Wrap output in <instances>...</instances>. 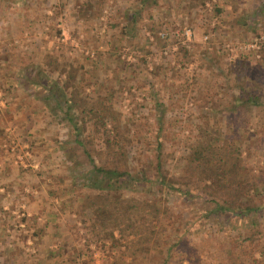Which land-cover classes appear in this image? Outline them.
<instances>
[{
    "label": "rangeland",
    "instance_id": "374dc122",
    "mask_svg": "<svg viewBox=\"0 0 264 264\" xmlns=\"http://www.w3.org/2000/svg\"><path fill=\"white\" fill-rule=\"evenodd\" d=\"M86 1L0 0V59L10 51L17 58L15 90L28 89L25 76L41 81L29 90L34 89L35 106L44 107L33 114L39 128L29 135L32 152L24 153L28 135L17 130L11 136L5 128L0 143V156L7 158L0 161V264H218L235 243L226 238L236 219L211 215L200 197L183 198L157 183L152 187L150 180L122 192L161 199L158 242L123 255L120 246L87 232L91 212L81 204L106 185L93 169L99 161L91 147L102 148L101 136L87 125L79 136L83 145L74 141L64 95L57 102L42 97L56 74L41 61L49 52L72 64L87 98L113 91L117 124L106 128L118 131V151L127 154L121 164L134 179L152 176L158 141L168 155V172L178 175L181 153L199 122L207 121L208 108L223 126L224 142L236 143L242 164L260 176L264 114L254 106L234 113L232 101L250 94L264 101V0H150L142 10L136 0H89L100 16L84 21L76 14ZM237 61L245 62L244 91L228 71ZM60 84L54 88L61 90ZM236 250L243 264L252 255L261 264L264 240Z\"/></svg>",
    "mask_w": 264,
    "mask_h": 264
},
{
    "label": "trees",
    "instance_id": "16d2710c",
    "mask_svg": "<svg viewBox=\"0 0 264 264\" xmlns=\"http://www.w3.org/2000/svg\"><path fill=\"white\" fill-rule=\"evenodd\" d=\"M136 1L140 4L139 10H142L150 0ZM76 15L84 21L93 20L100 16V10L93 2L87 0L79 6ZM41 63L49 74L52 72L56 74V80L46 88L42 97L45 101L57 102L64 95V115L73 126L74 141L82 144L79 136L86 130L87 125L91 127L93 133H100L101 136L102 148L95 150L91 147L99 161L98 166L93 164V169L99 174L98 181H106V185L98 187L96 198H87L81 204L83 208L88 207L91 212L87 232L93 235L96 241L101 243L108 241L110 246H120L123 255L146 250L148 245L158 242V233L162 228L158 225L157 219L165 211L161 212L159 209L161 199L156 201L148 197L147 200H140L132 194L122 192L131 189V185L150 180L152 187L157 183L183 198L200 197L210 206L211 215L226 216V220L234 217L238 226L229 223V230L232 231L226 239L230 238V241L235 243H231L232 246L225 249V256L218 257L217 263L243 264L236 249L241 252L244 244L255 245L261 239L264 240V173L260 176L254 175L242 164L241 149L236 143L227 145L224 142L223 126L214 119V111L208 108L209 112H204L203 117L208 119L205 123L199 122L193 142L181 153L183 164L178 175L168 172V155L164 154L163 142L158 141L155 146L152 176L134 179L129 173L128 166L121 164L127 163V154L118 151L121 148L118 131L106 128L110 122L117 124L115 109L111 104L113 91L105 90L94 99L87 98L79 85L80 80L75 79L76 71L72 64L62 62L49 52L42 57ZM244 67V61H237L228 68V71L233 73L232 84L237 85L241 91H244ZM60 75H64L65 78L61 80ZM23 80L26 86L28 83L41 87V81L34 80L33 77L25 76ZM59 83L61 90L54 88ZM232 105L234 113L242 111L244 107L250 112L251 106H254L256 114H264V110L261 109L264 101H258V97L252 94L244 100L236 96ZM92 142L93 137L88 138V144L92 145ZM84 150L89 154L86 149ZM120 219L122 223L117 226L116 223ZM142 219L144 223H148L143 224ZM133 220L141 221L139 227L133 225L135 222ZM178 245L176 242L169 246L167 253ZM260 255L262 257L260 263L264 264V253ZM252 258L253 255L248 264L258 262Z\"/></svg>",
    "mask_w": 264,
    "mask_h": 264
},
{
    "label": "crops",
    "instance_id": "0c3cea01",
    "mask_svg": "<svg viewBox=\"0 0 264 264\" xmlns=\"http://www.w3.org/2000/svg\"><path fill=\"white\" fill-rule=\"evenodd\" d=\"M24 46L26 45L24 44ZM12 52L13 51L7 52L4 55V59H0V143L1 140L5 138V136L7 137V134L4 132L5 128L7 133L9 132L11 136H13L11 130H17V134L19 135L27 134V141H25L26 143H23L24 147L26 146V151L24 153L27 154V152H32V150L30 149V143L33 141H28V139L30 138L29 135L35 133L39 128L38 125L34 124V121L36 120L33 118V114L41 111L44 107L38 106L39 108H37L35 106V100L30 94L34 92V89L29 90V86L31 85H29L28 83V89L26 88L22 90H15V83L19 79L17 74H14V72L12 71V68L13 66H15L16 68L19 66L17 58H13L11 56ZM8 53H10V55ZM11 59H14V61H11ZM15 141L17 142L18 146L19 139L15 138ZM35 150H37V148ZM6 159L0 156V161H5ZM13 161L11 163V166L13 165Z\"/></svg>",
    "mask_w": 264,
    "mask_h": 264
},
{
    "label": "built area",
    "instance_id": "2783aa9c",
    "mask_svg": "<svg viewBox=\"0 0 264 264\" xmlns=\"http://www.w3.org/2000/svg\"><path fill=\"white\" fill-rule=\"evenodd\" d=\"M164 35L163 34H161V37H163ZM188 37H189V35H188Z\"/></svg>",
    "mask_w": 264,
    "mask_h": 264
}]
</instances>
